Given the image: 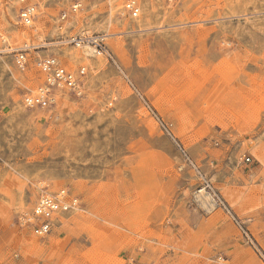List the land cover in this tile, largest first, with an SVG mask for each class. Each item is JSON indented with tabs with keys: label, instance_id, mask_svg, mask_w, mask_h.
<instances>
[{
	"label": "rangeland",
	"instance_id": "rangeland-1",
	"mask_svg": "<svg viewBox=\"0 0 264 264\" xmlns=\"http://www.w3.org/2000/svg\"><path fill=\"white\" fill-rule=\"evenodd\" d=\"M126 1L32 0L23 26L0 0L32 46L0 56V264H264V0ZM83 32L109 57L37 46ZM49 54L82 93L29 108ZM60 189L78 207L36 235L22 217Z\"/></svg>",
	"mask_w": 264,
	"mask_h": 264
},
{
	"label": "built area",
	"instance_id": "built-area-1",
	"mask_svg": "<svg viewBox=\"0 0 264 264\" xmlns=\"http://www.w3.org/2000/svg\"><path fill=\"white\" fill-rule=\"evenodd\" d=\"M20 4L18 8V22L23 26H30L35 16V4L32 0H17ZM78 4L71 5V11L76 12ZM126 9L131 16H137L138 7L135 0H127ZM67 17L66 12H62L60 19ZM54 44L73 45L79 48H86L94 56L104 55L109 57L108 49L104 42V36L83 32L76 36L61 37L58 41L42 43L38 47H54ZM32 46L23 43L16 47L9 43L7 37L0 33V56L11 55L18 68L23 69L27 64V52ZM37 67L43 75L42 83L32 93L23 96V103L29 108L46 107L54 102L55 90H68L73 94H81L83 90V77L85 68L81 67L78 72L67 69L54 55L49 54L39 57L36 62ZM241 161L246 164L251 163L248 156H242ZM204 188H208L206 185ZM208 190H210L208 188ZM211 193V191L209 192ZM78 200L65 189H60L53 193L40 194L34 204L33 210L22 217V223L30 225L36 235H44L51 229V224L56 217L71 209L78 207Z\"/></svg>",
	"mask_w": 264,
	"mask_h": 264
},
{
	"label": "bare ground",
	"instance_id": "bare-ground-1",
	"mask_svg": "<svg viewBox=\"0 0 264 264\" xmlns=\"http://www.w3.org/2000/svg\"><path fill=\"white\" fill-rule=\"evenodd\" d=\"M25 31H26V30H25ZM23 34H24V31H23ZM23 34H22V35H23ZM54 43H55V42H54ZM87 52H88V53H90V51H89V50H87ZM207 195H208V194H207ZM205 197H207V196H205ZM207 199H208V198H207Z\"/></svg>",
	"mask_w": 264,
	"mask_h": 264
}]
</instances>
